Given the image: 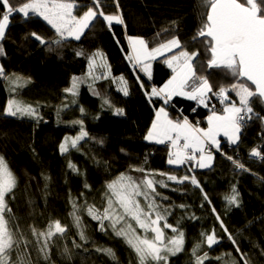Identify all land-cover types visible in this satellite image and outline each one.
<instances>
[{"label": "trees", "instance_id": "obj_1", "mask_svg": "<svg viewBox=\"0 0 264 264\" xmlns=\"http://www.w3.org/2000/svg\"><path fill=\"white\" fill-rule=\"evenodd\" d=\"M11 2L19 6L23 0ZM76 3L77 16L93 6L92 0ZM102 4L105 14H119L124 23L109 26L98 16L79 40L67 39L57 46L51 43L58 39L55 30L43 19L33 16L25 20L21 14H15L10 18L5 38L0 40L4 49L0 55V67L4 69V75L0 76V156L17 181L13 193L7 197L12 209L10 223L33 241L28 246L31 264H138L135 252L123 239L113 235L111 229L107 235L100 231L98 223L83 207L86 202L102 208L106 184L121 174L136 180L149 174L154 181L163 180L167 184V187L156 184L159 195L155 199L161 212L167 210V222L183 231L185 238L184 250L170 257L169 264H195L193 247L202 241L201 233L213 230L219 243L212 249L201 244L197 253L201 256L205 251L209 253L205 264H232L233 260L244 264L236 251L237 245L250 264H264V159L250 155L255 148L264 157V120L260 119L264 116V103L254 98L252 106L257 115L245 122L237 144L223 142L220 146L248 171L237 169L232 160L220 154L213 157L212 165L205 170H195L189 165L168 166L167 147L149 144L145 139L155 110L163 107L170 119L180 120L182 116L195 126L205 127L211 109L186 98L177 97L165 104L162 99L151 97L152 88H159L171 72L163 63L165 59H159L153 63L152 79H146L126 58L130 53L127 38H142L149 48L178 38L182 48L168 56L181 50L197 52L194 69L197 75L209 80L213 92L220 87L230 88L238 82L237 78L227 68H208L210 53L202 43L203 38L194 39L201 27L203 11L197 0H102ZM32 33L46 43L41 45ZM77 52L83 55L78 56ZM97 52L103 54V61L96 58L94 74L99 79H93L89 76V58ZM73 77L83 80L75 97L65 92ZM121 77L126 81L127 96L120 90L125 86L120 83ZM208 95L207 105L210 99H217L212 93ZM10 99L37 109L42 119L38 122L29 117L5 116ZM117 108L123 110V115H114ZM216 111L223 112V105H217ZM77 120L82 121L88 136L76 148L69 142L68 151L62 154L59 146L65 137L79 134L80 125L73 123ZM70 162L78 172L69 169ZM167 175L189 179L175 183L168 181ZM192 177L199 187L191 183ZM233 187L239 194V207L229 205L225 199ZM139 199L143 201L142 197ZM72 200L82 206L80 215L87 243L80 239L73 224ZM55 220L66 226L67 231L54 238L45 259L35 246L31 230L33 227L46 230ZM77 244L81 246L76 247ZM97 248L112 249L115 259L96 251ZM15 256L14 252V259Z\"/></svg>", "mask_w": 264, "mask_h": 264}, {"label": "snow or ice", "instance_id": "obj_2", "mask_svg": "<svg viewBox=\"0 0 264 264\" xmlns=\"http://www.w3.org/2000/svg\"><path fill=\"white\" fill-rule=\"evenodd\" d=\"M0 5H2V9H0L2 12L0 15V40L5 38L10 18L15 14H21L25 20L31 19L33 16L43 19L55 30L58 39L51 43L57 46H61L68 38L79 40L98 16L102 17L109 26L124 23L119 14H105L101 10L102 0H92L93 6L87 7V10L79 16L74 14V10L78 6L76 0H23L19 6L14 5L11 0H0ZM197 6L203 11L201 12V27L194 39L203 38L202 43L206 46V51L210 53V58L207 60L208 68H227L238 82L232 84L230 88L220 87L217 92H213L209 80L204 76L197 75L194 69L193 60L198 55L197 52L189 53L187 50H181L168 56L164 63L172 69L173 76L163 87L152 88L150 96L162 99L165 104L173 97L180 96L207 107L208 94L212 93L223 105V112L218 114L213 106L211 115L207 118L208 127L203 129L190 124L187 118L182 122H174L168 118V113L162 107L157 111L156 119L152 122L145 139L157 144L170 142L171 148L175 149L168 153L170 165H182L187 161H195L200 168H206L210 166L213 159L211 152L206 150L208 146L215 147L217 151H220V141L217 137L221 134L227 137L230 144H237L245 122L251 120L253 115H257L252 106L254 98L264 102V0H197ZM117 10H119L118 4ZM32 36L41 45L46 43L38 34L32 33ZM127 39L130 53L126 58L133 68L140 66L149 78H151L150 62L152 60L159 56H165L166 53H173L174 49L182 48L181 41L176 37L153 48H149L142 38L128 37ZM3 54L4 49L0 47V55ZM76 54L83 55L82 52ZM97 57L103 61V54L99 52L89 58V76L93 79H99L94 74ZM103 66L107 67L106 64ZM3 75L4 69L0 67V76ZM19 79L21 78L17 77V80ZM82 82L81 78L73 77L71 87L66 88L65 92L75 97ZM120 83L125 85L120 90L127 96L128 88L123 77L120 78ZM232 91L239 99L238 105L236 102L230 101L229 93ZM146 95L148 94L146 93ZM104 103L111 107L108 100H105ZM80 111L83 113L84 109L81 108ZM3 114L11 117H29L38 122L42 119L37 109L30 105H22L12 99L8 101ZM114 115H123V110L115 109ZM260 119L264 120V116H261ZM73 123L80 125L79 134L75 137H65V141L59 146L62 154L68 151L69 142L72 148H76L80 141L88 136L82 121L77 120ZM250 155L264 159L261 152L255 148L251 150ZM228 159L232 160L237 169L248 171L242 163L232 157H228ZM68 167L72 171L78 172L76 166L71 162ZM134 170L144 171L143 169ZM159 175L166 174L160 173ZM188 179L187 176L180 179L174 175H167V180L175 183H183ZM191 183L199 187L195 177L191 178ZM16 184L14 174L4 158L0 156V264H31L28 246L33 241L28 240L20 233L18 226L17 229H13L10 223L12 209L9 207L7 197L13 193ZM156 184L167 187L163 180L154 181L149 174H145L140 180L121 174L106 184L105 203L102 208L89 205L86 202L83 206L86 207L87 215L98 223L100 231L107 235L108 230L111 229L113 235L123 239L135 252L138 264H169L170 257L176 256L184 250V232L167 222L166 209L164 212L160 211V205L155 199V195H159ZM85 187L89 186L85 184ZM238 195L237 190L233 187L231 194L225 199L229 205L239 207ZM140 197L143 198V201L139 199ZM204 198L207 200V195ZM70 202L72 204L70 215L73 224L78 230L80 239L87 243L88 237L85 234V225L80 215L82 206L74 200ZM217 220H220L219 216H217ZM161 221H163L162 226ZM221 227H224L223 222H221ZM164 229H170L174 235L167 237ZM66 231V226L62 225L59 220H55L48 224L46 230L41 231L33 227L31 233L35 238V246L47 259L51 242L57 236L62 237ZM201 236L202 241L192 249L195 264H205V261L209 259L207 251L202 256L197 255L201 244H206L208 249H212L219 243L214 230L211 233H201ZM228 239L236 245L231 234H228ZM75 246L80 247L81 245ZM96 251L115 259V253L110 248H97ZM236 251L240 253V260H243L244 264H250L246 254L241 252L238 245ZM14 252L16 253L15 259L13 258ZM68 252L69 249L66 248L65 253ZM229 255L231 254L229 253ZM216 259L219 260L222 257ZM232 264H238V261L233 260Z\"/></svg>", "mask_w": 264, "mask_h": 264}, {"label": "crops", "instance_id": "obj_3", "mask_svg": "<svg viewBox=\"0 0 264 264\" xmlns=\"http://www.w3.org/2000/svg\"><path fill=\"white\" fill-rule=\"evenodd\" d=\"M133 38H138V37H133ZM71 39V38H70ZM174 50H176V49H174ZM170 53H166L165 54V56H159V57H157L155 60H152L150 63H151V69H150V71H151V78H149V76L146 74V73H144L142 70H141V68H140V66H137V68L139 69V71L141 72V74L146 78V79H148L149 81L152 79V71H153V63L155 62V61H157V60H159L160 58H163V57H168V55H169ZM163 63H164V61H163ZM165 64V63H164ZM166 66H167V64H165ZM167 68L170 70V72H171V75H172V70L167 66ZM171 77V76H170ZM169 77V78H170ZM169 78L167 79V80H165L162 84H161V86L159 87V88H161V87H163V85L169 80ZM158 89V88H157ZM177 97H180V96H175V97H173L172 99H174V98H177ZM181 98H184V97H181ZM229 98H230V101L232 100V98H231V96H229ZM171 99V100H172ZM237 99H238V97H237ZM170 100V101H171ZM170 101L167 103V104H169L170 103ZM193 101V100H192ZM234 101H236V100H234ZM202 106V105H201ZM160 108H162V107H160ZM160 108H158V109H156L155 110V112H154V116H153V119H152V122L156 119V113H157V111H159V109ZM165 109V108H164ZM165 111L168 113V110L167 109H165ZM222 113V112H221ZM168 118H169V114H168ZM180 118V117H179ZM170 119V118H169ZM185 118L183 117V118H180V120H173V119H171V120H173L174 122L175 121H183ZM152 122H151V125H150V128H151V126H152ZM190 123V122H189ZM191 124V123H190ZM193 125V124H192ZM193 126H195V125H193ZM200 127V126H199ZM208 126L206 125L205 127H201V128H203V129H206ZM149 128V129H150ZM217 139L220 141V146L222 145V143L223 142H226V143H229V141L227 140V139H225V138H223L222 136H218L217 137ZM146 142L147 143H149V144H154V145H165L166 147H167V149H168V152L170 151V150H172V151H175V149H172L171 148V144H170V142L169 141H166L165 143H163V144H157V143H155L154 141H148V140H146ZM182 143V142H181ZM230 144V143H229ZM230 145H233V144H230ZM210 147H212V146H208V148H210ZM207 148V149H208ZM212 148H215V147H212ZM211 148V149H212ZM206 149V150H207ZM208 151V150H207ZM198 155V154H197ZM213 160V159H212ZM184 165H189L192 169H195V170H205V169H208L211 165H212V162H211V164H210V166L209 167H206V168H200L197 164H196V162L195 161H193V162H189V161H187L186 163H184V164H182V165H180V166H178V167H182V166H184Z\"/></svg>", "mask_w": 264, "mask_h": 264}, {"label": "rangeland", "instance_id": "obj_4", "mask_svg": "<svg viewBox=\"0 0 264 264\" xmlns=\"http://www.w3.org/2000/svg\"><path fill=\"white\" fill-rule=\"evenodd\" d=\"M87 30V29H86ZM85 30V31H86ZM85 33V32H84ZM81 37H82V35H81ZM139 38V37H138ZM68 39H70V38H68ZM73 40H75V39H73ZM164 59H166L167 57H163ZM163 58H160V59H163ZM172 70V69H171ZM104 75H106L105 73H104ZM103 75V76H104ZM173 76V73H172V75H171V77ZM171 77L169 78V79H171ZM209 96V95H208ZM231 98H232V100L231 101H234V100H236V101H234V102H236L237 103V105L239 104V99H237V97H236V94H235V92L234 91H232V96H231ZM206 103H207V101H206ZM203 106V105H202ZM203 107H205V106H203ZM207 107L210 109V107H209V104L207 105ZM206 107V108H207ZM218 114H222V113H218ZM209 115H211V113L209 114ZM208 115V116H209ZM180 118H183V117H181V116H179ZM208 118V117H207ZM264 123V122H263ZM206 125L208 126V123H207V119H206ZM219 136H222L223 138H225V139H227V137H225L223 134H221V135H219ZM228 140V139H227ZM233 145H236V144H233ZM212 147H210V148H208L207 150L208 151H210L211 152V154H212V156L214 157L215 155H216V153L213 151V148L211 149ZM224 157H226V158H228V157H232L233 158V156H231V155H228L227 153H224ZM236 158H237V156H236ZM189 162H193V161H189ZM168 166H170V167H178V166H180V165H170L169 163H168ZM184 173H187V169H185L184 170ZM133 224H134V221L132 222ZM162 226V225H161ZM138 232H139V230H137ZM164 232H165V234H166V236L167 237H171V236H173L174 235V233H172L171 232V230L170 229H168V231L166 230L165 231V229H164ZM169 234H171V235H169Z\"/></svg>", "mask_w": 264, "mask_h": 264}, {"label": "built area", "instance_id": "obj_5", "mask_svg": "<svg viewBox=\"0 0 264 264\" xmlns=\"http://www.w3.org/2000/svg\"><path fill=\"white\" fill-rule=\"evenodd\" d=\"M214 100L213 99H210L209 100V106H210V109L212 110L213 109V106L215 107V110L217 109V104L213 102ZM215 101H220L218 98L215 100ZM170 109L171 106H170ZM213 151L216 153V154H220L219 151H217V149H213ZM224 156V155H223Z\"/></svg>", "mask_w": 264, "mask_h": 264}, {"label": "clouds", "instance_id": "obj_6", "mask_svg": "<svg viewBox=\"0 0 264 264\" xmlns=\"http://www.w3.org/2000/svg\"><path fill=\"white\" fill-rule=\"evenodd\" d=\"M182 117V116H181ZM213 149H216V148H213ZM227 149H231L230 147H228ZM220 155H224L225 152H223L221 149L219 151Z\"/></svg>", "mask_w": 264, "mask_h": 264}, {"label": "bare ground", "instance_id": "obj_7", "mask_svg": "<svg viewBox=\"0 0 264 264\" xmlns=\"http://www.w3.org/2000/svg\"><path fill=\"white\" fill-rule=\"evenodd\" d=\"M214 103H216L217 105H220V101H213Z\"/></svg>", "mask_w": 264, "mask_h": 264}, {"label": "water", "instance_id": "obj_8", "mask_svg": "<svg viewBox=\"0 0 264 264\" xmlns=\"http://www.w3.org/2000/svg\"><path fill=\"white\" fill-rule=\"evenodd\" d=\"M254 87V86H253ZM262 103H264V102H262Z\"/></svg>", "mask_w": 264, "mask_h": 264}]
</instances>
